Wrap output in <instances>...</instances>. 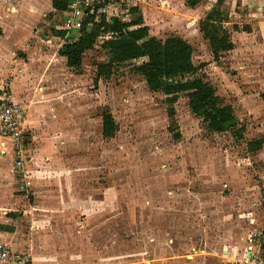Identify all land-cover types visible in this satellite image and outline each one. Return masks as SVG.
Instances as JSON below:
<instances>
[{"label":"rangeland","instance_id":"1","mask_svg":"<svg viewBox=\"0 0 264 264\" xmlns=\"http://www.w3.org/2000/svg\"><path fill=\"white\" fill-rule=\"evenodd\" d=\"M151 5L149 36L186 39L197 76L233 108L232 130L209 132L185 95L169 118L167 97L151 92L133 70L144 60L99 77L97 67L108 62L106 36L78 70L51 59L26 126L23 109L21 150L14 144L24 191L14 184L12 197L4 196L20 203L10 208L8 223H0L10 235L7 245L39 264H209L211 254L229 244L230 228L253 231L247 242L264 232V144L255 153L247 146L264 139V39L256 18L226 15L235 48L216 63L176 1ZM59 21L49 15L34 30L49 55L70 39L61 35ZM243 128L236 140L232 132Z\"/></svg>","mask_w":264,"mask_h":264},{"label":"trees","instance_id":"2","mask_svg":"<svg viewBox=\"0 0 264 264\" xmlns=\"http://www.w3.org/2000/svg\"><path fill=\"white\" fill-rule=\"evenodd\" d=\"M202 0H185L188 7L194 8ZM67 1L56 0L53 7L58 12L67 9ZM227 17L220 9L213 8L199 23V31L208 42L214 62L234 50L231 32L226 27ZM104 30H101V29ZM238 31V28H234ZM62 36L64 33L61 34ZM106 36L102 48L107 52L108 62L97 67L99 77H109L115 68L136 60H146L134 67V72L141 76L153 93L167 97L166 105L169 118L175 115L174 105L180 95H185L190 111L201 118L211 133L223 134L232 130L235 121L234 110L225 105L216 94V90L204 78L197 76L199 68L193 63V49L179 36L159 40L149 36V29L144 26L140 11H134L132 20L124 23L118 20L103 21L100 26L82 31L78 41L66 44L60 56L67 61L70 70H78L83 56L93 50L101 37ZM72 38V37H70ZM73 39V38H72ZM109 117L105 118L104 133L110 135ZM244 128L233 131V137L242 139ZM264 139L249 143L248 150L255 153L262 149Z\"/></svg>","mask_w":264,"mask_h":264},{"label":"crops","instance_id":"3","mask_svg":"<svg viewBox=\"0 0 264 264\" xmlns=\"http://www.w3.org/2000/svg\"><path fill=\"white\" fill-rule=\"evenodd\" d=\"M54 1L56 0H0V94L6 92L17 104L24 103L28 105L26 107L22 104L24 106L23 109H25V126L29 115L27 109L30 111L32 98L35 95L34 91L38 88L37 84H39L38 81L45 67L51 59L54 62L57 57L66 61L65 58L60 56L61 49L49 55V53L42 51V43L46 44L45 41H39L33 38V35H35L34 30L39 25L46 23L49 15L59 13L53 7ZM148 1L151 4H160L162 8L165 6L164 4H172L173 1H176L181 7L179 11L187 16V21L189 19L195 21L198 31L199 23L213 8L220 9L226 15L237 13L249 15L250 19L256 18L255 21L257 22L258 31L264 39V0H202L194 8L188 7L185 0ZM151 4L148 3V6H145L140 12L141 15H144L143 19L147 23V28L150 27V24H148L149 19L151 22L152 15H154L152 14L154 10L151 9L153 7ZM170 11L171 9H167L164 15H170ZM24 31H26L25 34L27 36L21 35V33L24 34ZM59 31L64 33L60 28ZM179 37L186 41L184 37ZM72 38L68 39L70 43H72ZM65 44L68 43L65 42ZM38 58H40L41 65L37 68ZM45 75H48V73ZM14 144L15 142L13 140L0 136V223L3 224L9 221L8 214L10 208L17 207L20 203L14 200L11 201L12 203L4 201V198H6L4 196L10 195L12 197L14 184H20L15 175L16 161L14 157L17 155V151ZM13 163L14 166L12 167ZM9 182L10 184H8ZM11 182L14 183L12 184ZM20 185L19 191H24V185H21L22 188ZM1 227L0 246L4 245V247L19 253L31 254L23 250L21 251L17 247V249L12 248L16 246L12 245V243L7 245L10 235L8 232L2 234ZM227 233L229 235L225 239H228L229 244H224V247H222L218 254L216 252L215 254H211L212 258L209 259V264H233L235 257L245 253L247 248L252 245L247 241L251 238L253 231L246 233L244 230H240L234 226ZM33 259L35 264H39V258L33 257Z\"/></svg>","mask_w":264,"mask_h":264},{"label":"built area","instance_id":"4","mask_svg":"<svg viewBox=\"0 0 264 264\" xmlns=\"http://www.w3.org/2000/svg\"><path fill=\"white\" fill-rule=\"evenodd\" d=\"M65 1L68 2L67 9L58 13L59 28L65 33L66 38L73 37L71 41L73 43L78 41L85 28L100 26L103 21L130 22L134 11L141 12L148 0ZM65 42L70 43V40L67 39ZM23 115V108L6 92L0 94V136L13 140L19 149L23 134ZM21 166V161H16V167ZM250 244L252 245L245 253L235 257L233 264H264V232L253 234ZM0 264H35V262L31 254L0 247Z\"/></svg>","mask_w":264,"mask_h":264}]
</instances>
